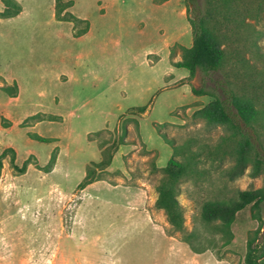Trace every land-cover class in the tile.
Masks as SVG:
<instances>
[{
	"label": "rangeland",
	"instance_id": "rangeland-1",
	"mask_svg": "<svg viewBox=\"0 0 264 264\" xmlns=\"http://www.w3.org/2000/svg\"><path fill=\"white\" fill-rule=\"evenodd\" d=\"M72 1L67 10L90 22L79 37L72 35L71 22L54 17V0H22L19 16L0 18V74L18 85L16 97L0 89V117L12 122L0 124V152L11 147L17 165L30 155L32 162L19 173L8 157L3 160L0 264H244L248 235L258 226L249 205L235 214L228 244L199 253L178 234H168L165 215L154 206L159 172L151 162L163 167L172 155L158 130L193 148L225 132L192 117L212 99L191 92L202 75L190 79L169 61L174 43L188 47L192 40L183 0ZM257 27L263 31L257 62L264 66V14ZM136 106H146L145 113ZM36 113L60 118H28ZM124 124L130 142L115 152L110 174L77 189L85 166L100 159L95 131L117 136ZM29 131L54 140H33ZM55 148L56 162L45 172L39 167ZM201 165L209 168L207 177L182 182L178 199L186 228L205 235L210 233L198 217L202 199L259 187L264 175L247 169L230 180L217 162ZM258 237H264V224Z\"/></svg>",
	"mask_w": 264,
	"mask_h": 264
},
{
	"label": "trees",
	"instance_id": "trees-1",
	"mask_svg": "<svg viewBox=\"0 0 264 264\" xmlns=\"http://www.w3.org/2000/svg\"><path fill=\"white\" fill-rule=\"evenodd\" d=\"M0 1L1 19L15 17L22 10L19 0ZM183 4L192 40L188 47L174 43L170 48L169 61L176 68L186 69L190 79L197 72L202 75L201 86L192 85L191 92L197 96L208 94L212 99L196 109L192 117L201 118L208 125L221 126L225 132L212 144L193 148L190 142L174 143L158 130L171 146L172 155L163 167L151 162V170L159 172L154 185V206L163 211L168 234H178L193 252L199 253L219 242L228 244L235 214L249 205L250 215L257 220L258 226L248 235L244 264H264V237L258 241L264 224V182L259 187L238 189L233 196L221 193L203 198L199 203L198 217L210 233L205 235L197 229L186 228L184 209L178 199L182 182L197 183L207 177L210 170L201 165L207 161L211 165L217 162L221 168L224 161L232 159V165L221 168V175L230 180L247 169L252 176L264 175V66L257 62L262 58L258 39L263 31L257 23L263 20L264 0H183ZM72 5V0H54V17L71 22L72 35L79 37L89 30L90 22L68 11ZM177 51L179 58L175 60ZM215 75L218 76L214 78ZM208 82L212 84L208 85ZM0 89L9 97L18 94L17 83H8L1 75ZM134 109L138 114H144L146 106ZM40 116L36 113L28 118L37 121L60 118L51 113L45 115L46 118ZM0 124L6 128L12 122L1 116ZM163 124H155V127ZM105 132L104 129L95 131L100 159L85 166L84 175L76 186L79 190L92 182L105 180L110 174L107 167L115 152L120 145L130 142L126 124L117 136L109 131L106 135ZM27 135L39 142L54 140L32 131ZM30 156L19 166L15 162L16 151L11 147L4 148L0 152V171L3 160L8 157L12 168L24 173L32 163ZM56 156L55 148L47 164L39 168L49 172Z\"/></svg>",
	"mask_w": 264,
	"mask_h": 264
},
{
	"label": "crops",
	"instance_id": "crops-1",
	"mask_svg": "<svg viewBox=\"0 0 264 264\" xmlns=\"http://www.w3.org/2000/svg\"><path fill=\"white\" fill-rule=\"evenodd\" d=\"M1 2V1H0ZM19 2L21 3V5H22V0H19ZM2 5V4H1ZM2 9V6H1V8H0V10ZM22 11H23V6H22V10H21V12L17 15V16H19L21 13H22ZM17 16H15V17H17ZM13 18V17H12ZM1 75V74H0ZM2 76V75H1ZM3 78H4V76H2ZM5 79V78H4ZM6 80V79H5Z\"/></svg>",
	"mask_w": 264,
	"mask_h": 264
}]
</instances>
